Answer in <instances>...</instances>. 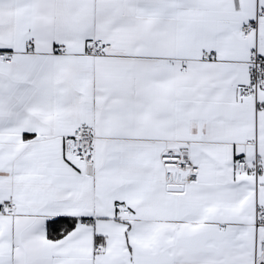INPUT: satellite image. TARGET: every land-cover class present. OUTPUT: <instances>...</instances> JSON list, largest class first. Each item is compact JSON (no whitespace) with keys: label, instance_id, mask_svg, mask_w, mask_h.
Returning a JSON list of instances; mask_svg holds the SVG:
<instances>
[{"label":"snow or ice","instance_id":"1","mask_svg":"<svg viewBox=\"0 0 264 264\" xmlns=\"http://www.w3.org/2000/svg\"><path fill=\"white\" fill-rule=\"evenodd\" d=\"M0 264H264V0H0Z\"/></svg>","mask_w":264,"mask_h":264}]
</instances>
